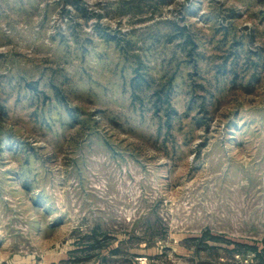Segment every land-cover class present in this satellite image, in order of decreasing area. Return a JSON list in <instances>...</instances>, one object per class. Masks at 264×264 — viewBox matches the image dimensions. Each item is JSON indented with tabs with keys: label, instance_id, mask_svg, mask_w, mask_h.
Masks as SVG:
<instances>
[{
	"label": "rangeland",
	"instance_id": "rangeland-1",
	"mask_svg": "<svg viewBox=\"0 0 264 264\" xmlns=\"http://www.w3.org/2000/svg\"><path fill=\"white\" fill-rule=\"evenodd\" d=\"M264 0H0V264H264Z\"/></svg>",
	"mask_w": 264,
	"mask_h": 264
},
{
	"label": "trees",
	"instance_id": "trees-1",
	"mask_svg": "<svg viewBox=\"0 0 264 264\" xmlns=\"http://www.w3.org/2000/svg\"><path fill=\"white\" fill-rule=\"evenodd\" d=\"M238 253L245 254L246 252H252L257 257L261 258L264 262V248H260L257 245H251V247H248V249H238Z\"/></svg>",
	"mask_w": 264,
	"mask_h": 264
}]
</instances>
